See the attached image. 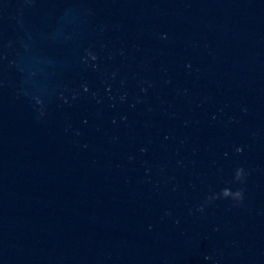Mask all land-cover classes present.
I'll use <instances>...</instances> for the list:
<instances>
[{
	"label": "water",
	"instance_id": "water-1",
	"mask_svg": "<svg viewBox=\"0 0 264 264\" xmlns=\"http://www.w3.org/2000/svg\"><path fill=\"white\" fill-rule=\"evenodd\" d=\"M167 264H264V236L231 248Z\"/></svg>",
	"mask_w": 264,
	"mask_h": 264
}]
</instances>
